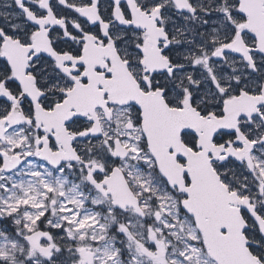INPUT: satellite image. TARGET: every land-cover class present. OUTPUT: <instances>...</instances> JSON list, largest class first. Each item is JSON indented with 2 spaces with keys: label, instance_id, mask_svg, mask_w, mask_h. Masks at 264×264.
Masks as SVG:
<instances>
[{
  "label": "snow or ice",
  "instance_id": "obj_1",
  "mask_svg": "<svg viewBox=\"0 0 264 264\" xmlns=\"http://www.w3.org/2000/svg\"><path fill=\"white\" fill-rule=\"evenodd\" d=\"M0 264H264V0H0Z\"/></svg>",
  "mask_w": 264,
  "mask_h": 264
}]
</instances>
